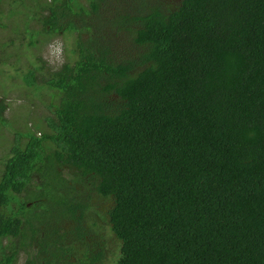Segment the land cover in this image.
Listing matches in <instances>:
<instances>
[{"label":"trees","instance_id":"obj_1","mask_svg":"<svg viewBox=\"0 0 264 264\" xmlns=\"http://www.w3.org/2000/svg\"><path fill=\"white\" fill-rule=\"evenodd\" d=\"M43 1L26 46L61 35L66 63L21 77L57 102L3 163L0 264H103V200L115 264H264V0Z\"/></svg>","mask_w":264,"mask_h":264},{"label":"rangeland","instance_id":"obj_2","mask_svg":"<svg viewBox=\"0 0 264 264\" xmlns=\"http://www.w3.org/2000/svg\"><path fill=\"white\" fill-rule=\"evenodd\" d=\"M51 0H46L49 3ZM83 2V0H80ZM43 0H36V3L42 4ZM0 55L6 57L7 64L0 65V98H4L5 104L8 107L4 112V119L8 122L6 126L0 127V174L3 163L9 156V150L15 140L16 135H24L27 129L40 137L42 119L47 116L48 109L46 106L53 102L56 104V99H50L49 96H43L32 88H27L21 77L27 73V70L32 67L40 59L41 64L49 68H59L66 63V55L64 50V38L61 35H41L38 37L35 47L28 48V35L24 33V26L29 24V28L37 31H42L41 25L31 21V16L34 11V0H2L0 3ZM10 11L13 16L10 17ZM20 12V13H18ZM46 13V11H43ZM27 13L30 15L28 18ZM37 38V37H35ZM12 42V43H10ZM69 43H72L69 40ZM18 69L19 71H17ZM39 95V96H37ZM40 124V130L33 127L35 124ZM24 138H21L23 143ZM33 184V187L35 188ZM25 194L20 198H24ZM109 206L106 201H95V209H92L91 220L96 224L94 231L100 239L99 246L101 249L97 251L102 254L101 261L103 264H115L119 255L120 243L111 238L109 225L105 216V208ZM27 207H31L28 204ZM11 213L16 214L22 222L21 230L29 234L30 225H34L36 233L34 237H39V243L46 244L48 239L43 236L44 227L36 218L29 220V217H34L30 211L18 210L17 203L11 205ZM40 214V213H39ZM33 221V222H32ZM57 223L52 222L51 226H56ZM71 223H69V227ZM71 234L65 231V226L62 228L60 236ZM20 237L11 240L18 246ZM28 241V239H27ZM9 242L5 241L4 243ZM10 243V242H9ZM40 246L35 245L32 252H36ZM29 255L21 248L18 252L17 261L15 264H26Z\"/></svg>","mask_w":264,"mask_h":264}]
</instances>
